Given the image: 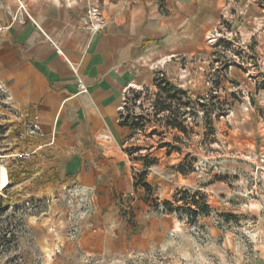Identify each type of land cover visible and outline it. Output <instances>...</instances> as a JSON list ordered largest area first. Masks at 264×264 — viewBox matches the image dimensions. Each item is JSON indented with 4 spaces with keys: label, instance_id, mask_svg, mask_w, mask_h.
Listing matches in <instances>:
<instances>
[{
    "label": "crops",
    "instance_id": "obj_1",
    "mask_svg": "<svg viewBox=\"0 0 264 264\" xmlns=\"http://www.w3.org/2000/svg\"><path fill=\"white\" fill-rule=\"evenodd\" d=\"M21 1L23 6L19 0H0V94L4 91L24 117L39 115L43 133L19 138L23 121L0 102V120L8 121L0 143L8 151V178L42 194L75 188L82 196L90 215L67 239L79 264H161L159 257L165 264L169 259L170 264H182L180 259L219 263L220 232L208 218L197 222L196 229L207 234L200 238L154 203H173L183 188L230 195L231 175L241 162L226 160L224 153L206 173L198 166L201 149L182 143L183 132L156 130L165 134L160 143L149 136L140 139L130 124L120 121L119 107L131 84L157 91L156 65L163 64L167 76L182 84L176 78L181 67L167 64L169 57L197 60L191 66L197 79L202 57L212 52L206 36L234 0ZM93 3H99L105 22L97 33L85 27ZM247 13L254 31L247 23L240 25L242 37L261 38L262 8L254 3ZM51 40L71 60L81 61L87 93H79L75 75ZM201 80L202 75L198 85ZM249 118L219 134L215 130L212 145L246 150L261 133ZM38 145L43 147L32 156H11Z\"/></svg>",
    "mask_w": 264,
    "mask_h": 264
},
{
    "label": "rangeland",
    "instance_id": "obj_2",
    "mask_svg": "<svg viewBox=\"0 0 264 264\" xmlns=\"http://www.w3.org/2000/svg\"><path fill=\"white\" fill-rule=\"evenodd\" d=\"M247 24L250 30L253 29V24ZM242 39L249 40L250 56L243 54L240 58L245 65L252 64L248 67L252 78L243 66L226 67L225 53H219L218 62L213 57L212 49L210 55L202 57L204 68L197 77L199 80L202 75L199 85L191 70L197 60L180 56L167 59V64L174 61L179 67L188 68L189 76L182 81L192 90L195 101L189 105L191 119L185 125L191 130L190 136L184 134L181 141L186 145H198L201 149L204 157L198 166L204 167L207 173L210 166L217 165L224 153L226 160L241 162L237 172L231 175L232 194L219 193L220 196L230 197L231 204L225 207L213 199L212 202L206 199L204 202L209 206V213L200 215L192 224L187 223L200 238L207 235L196 229L202 217L208 218L219 230L221 248L220 262L217 264H264V35L261 38L251 36ZM154 60L159 61L157 58ZM176 78L180 79V75ZM256 79L262 81L261 84L254 83ZM142 87L145 90L142 105L146 106L150 98H157L159 87L157 91L152 87ZM206 95L211 98L208 99ZM202 111L204 114L200 113ZM214 111H217L215 118ZM246 115L261 130L248 142L246 150H235L227 144L226 148L222 144L212 145L215 130L218 134L219 130H230ZM151 118L140 139L149 136L160 143L165 134L154 136L153 131L157 128L167 129L162 127L161 122L158 124L159 121L154 117ZM7 122L0 120V143ZM155 124L157 128L153 127ZM6 153L8 151L2 150L0 146V154ZM8 159L0 160V164L7 167ZM9 180L8 187L0 192V264H79L75 252L70 251L72 248L67 244V239L71 240L74 236L80 220L90 215L89 206L82 196L75 188H65L55 194H42L36 192V187L31 184H20L12 176ZM180 261L186 264L182 259Z\"/></svg>",
    "mask_w": 264,
    "mask_h": 264
},
{
    "label": "built area",
    "instance_id": "obj_3",
    "mask_svg": "<svg viewBox=\"0 0 264 264\" xmlns=\"http://www.w3.org/2000/svg\"><path fill=\"white\" fill-rule=\"evenodd\" d=\"M20 5L23 6V3L21 0H19ZM257 4L259 7L262 8L263 13L261 15V18L258 20L259 25L257 27L259 30L264 26V0H234L233 4L224 7L221 15V20L219 24L214 27L211 31L208 32L206 36L207 45L210 47V49L213 50V57L217 60V56L219 53H222L227 56V60L225 62V66L228 68H232L233 66H243L245 69H247L248 75L251 74V70L248 69V67H251L252 64L245 65L243 61H241L240 55L243 57V54L249 55V40L242 39V35L240 32V25H244L246 23H250V20L248 18V9L251 4ZM240 7V8H239ZM85 27L88 30H91L95 33L100 32L105 25L104 17L102 15L101 7L99 3H93L88 9H87V16L85 20ZM255 21V19L253 20ZM258 31V30H257ZM53 45L55 46L57 52L64 56L65 60L68 62L73 74L76 77L77 86L79 88V93H87L88 87L87 84L82 77L81 70H80V63L81 61H73L71 60L58 46L56 42L51 40ZM172 57H169L171 59ZM219 62V60H217ZM217 62V65L219 64ZM163 64L161 66L156 65L154 67L156 74L159 75V77H167L168 80L174 84L177 87H180L181 89H184L186 92V99L192 101L194 100V94L192 93V90L187 86L185 82L182 84H177L174 80L175 78H169L167 76L166 70L163 69ZM180 79L183 80L187 76H189L188 68H181L180 70ZM252 78V74L250 76ZM262 81H258L257 79L254 80V83L261 84ZM191 84V82H189ZM188 83V84H189ZM145 95V90L142 86L137 85H129L124 94L122 99V105L119 107L120 112V121L124 123H128L131 126H134V130L136 131V135L143 134L146 128V124H148L152 119L151 117H154L158 124L160 122L162 123V126H164L167 130H179L178 128L172 129L171 127L167 128L164 121V116L168 115V112H158L156 109L155 100L153 98H150L148 101V104L144 106L142 105L143 96ZM208 99L209 96L206 95ZM208 101V100H207ZM0 102L4 105L6 110L11 113L12 116H14L17 119L22 120V127L20 128L18 132V137L21 139H27V138H34L37 136L42 135V125L40 122L39 115L34 114L29 117H24L22 113H20L14 105L10 101V97L8 95L4 94V91L2 92L0 96ZM201 102L204 103L202 100ZM192 104V103H191ZM143 106V108H142ZM182 111V115L179 116V121H181L184 125H187V121L190 120L191 110L190 107H181L180 109ZM217 111L213 112V118H215ZM204 114V112H200ZM223 114V113H222ZM153 122V121H152ZM156 125V124H155ZM157 126V125H156ZM157 128V127H156ZM159 130V129H157ZM154 136H161L156 129L153 131ZM134 139V138H133ZM137 139H139L137 137ZM43 145H38L34 149L29 150L24 153H13L11 154L14 158H20L22 156L29 157L34 154H36ZM6 154H0V160L6 158ZM10 156V154H9ZM195 191H200L205 195V198L207 201L209 198L215 200L216 202L220 203L222 206L228 207L231 204L230 197L226 196H220L219 194H216L215 192L211 190H204L202 187L195 189ZM157 209L160 213H168L165 209V207L162 205L161 202H158ZM173 206L182 205V200H178L176 202L172 203ZM193 208L196 209V207L193 205ZM178 218H180L183 222L190 223V220L193 219L192 216H189L188 214L181 212V211H173ZM200 216V215H199ZM199 216L196 218V220L199 218ZM158 260H160L161 264H165L163 260L159 257Z\"/></svg>",
    "mask_w": 264,
    "mask_h": 264
},
{
    "label": "trees",
    "instance_id": "obj_4",
    "mask_svg": "<svg viewBox=\"0 0 264 264\" xmlns=\"http://www.w3.org/2000/svg\"><path fill=\"white\" fill-rule=\"evenodd\" d=\"M156 77V84L159 87V91L157 92L158 95L155 99L157 111L168 112V115L164 116V121L167 128H178L179 131L187 134L190 129L187 128V126H185L181 121H179V116L182 115L180 108L187 106L189 107L192 102L187 99V101H185L183 97H186V92L172 84L167 77H159L158 74H156ZM173 101L175 102L174 104L172 103ZM132 127L134 128V126ZM180 171L185 173L187 170L181 167ZM178 200H182L183 204L174 207L172 202L169 201H163L161 203L168 213H172L173 211H181L188 214L189 216H192L193 219L190 220V223L195 222L199 215H206L209 213V206L206 202H204L206 200L205 195L200 191L183 188L178 191L174 202ZM158 204L159 203L155 201L154 206L157 207ZM193 205L196 207V209L192 207Z\"/></svg>",
    "mask_w": 264,
    "mask_h": 264
},
{
    "label": "bare ground",
    "instance_id": "obj_5",
    "mask_svg": "<svg viewBox=\"0 0 264 264\" xmlns=\"http://www.w3.org/2000/svg\"><path fill=\"white\" fill-rule=\"evenodd\" d=\"M9 185V178L7 169L4 165L0 164V192L7 188Z\"/></svg>",
    "mask_w": 264,
    "mask_h": 264
}]
</instances>
